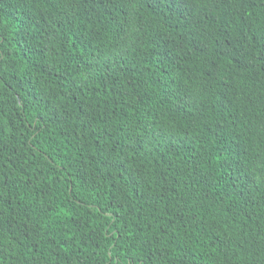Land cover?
<instances>
[{
  "label": "trees",
  "instance_id": "trees-1",
  "mask_svg": "<svg viewBox=\"0 0 264 264\" xmlns=\"http://www.w3.org/2000/svg\"><path fill=\"white\" fill-rule=\"evenodd\" d=\"M0 264H264V0H0Z\"/></svg>",
  "mask_w": 264,
  "mask_h": 264
}]
</instances>
